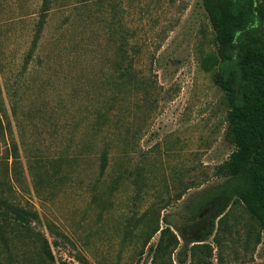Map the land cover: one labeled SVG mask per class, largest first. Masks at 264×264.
I'll return each mask as SVG.
<instances>
[{
  "label": "rangeland",
  "instance_id": "1",
  "mask_svg": "<svg viewBox=\"0 0 264 264\" xmlns=\"http://www.w3.org/2000/svg\"><path fill=\"white\" fill-rule=\"evenodd\" d=\"M215 50L203 0H0V264H264L242 203L189 216L235 150Z\"/></svg>",
  "mask_w": 264,
  "mask_h": 264
},
{
  "label": "trees",
  "instance_id": "2",
  "mask_svg": "<svg viewBox=\"0 0 264 264\" xmlns=\"http://www.w3.org/2000/svg\"><path fill=\"white\" fill-rule=\"evenodd\" d=\"M203 7L216 45L203 67L215 69L214 82L226 96L225 139L235 150L218 167L225 180L196 196L189 216L203 217L199 239L204 242L237 201L258 221L264 238V13L258 0H203ZM177 244L166 229L149 251L160 256Z\"/></svg>",
  "mask_w": 264,
  "mask_h": 264
}]
</instances>
